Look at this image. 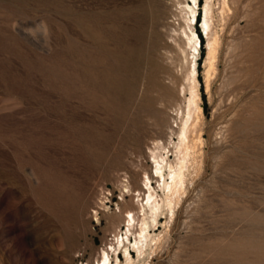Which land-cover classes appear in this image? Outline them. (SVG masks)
<instances>
[{"label":"rangeland","instance_id":"1","mask_svg":"<svg viewBox=\"0 0 264 264\" xmlns=\"http://www.w3.org/2000/svg\"><path fill=\"white\" fill-rule=\"evenodd\" d=\"M233 1L222 16L214 11L222 44L209 89L206 0L190 20L199 160L189 162L174 215L163 210L149 227L136 264H264V0ZM177 10L172 0H0V264H87L117 242L115 231L126 237L122 214L140 212L145 173L164 199L148 147L158 137L174 160L186 114L191 56L181 29L170 30ZM122 11H139L140 23ZM155 98L159 127L143 112Z\"/></svg>","mask_w":264,"mask_h":264},{"label":"bare ground","instance_id":"2","mask_svg":"<svg viewBox=\"0 0 264 264\" xmlns=\"http://www.w3.org/2000/svg\"><path fill=\"white\" fill-rule=\"evenodd\" d=\"M192 1L195 4L194 6L196 7V6H198V2L200 0H192ZM242 1L244 2V0H242ZM172 2H174L176 4V6L179 8V11L177 10V13H175L174 11L169 12L170 15L175 17V20H174L175 23L177 21V27L175 29H171V27H170V30H173L175 32V30L181 29V31L178 32V34H179V39L183 43V45H182L183 51L187 52V54L190 55L191 58L189 59L186 57L187 62H188L187 64L189 66L187 67V69L184 73V76H185V80L188 82V88L187 89L189 91V96H187L188 98H186V101H187V104H186L187 106L185 109L186 114H185V116H182V118L180 120L179 128H178V135H177L178 141L176 143H174V145H173L174 146L173 151L175 153V159L174 160L169 159V157H168L169 150L167 151L168 154L161 152V150L163 151V149H164V151H165V149H167V148H166V145L158 137L153 139V141H152L153 147L152 148L148 147L149 152H150L149 158L151 157L152 158L151 160L153 162V164H152L153 170H152L151 176L157 178L158 183L161 181V183H160L161 187L160 188H162L165 192L164 197H163L164 199L158 198L159 196L156 194L155 188L152 185L151 177L148 174L143 173L144 177H143L141 183H143L142 189L146 192V196L139 199L140 202L138 201L139 202L138 203L139 211L141 212L140 216H142V217H140V216L139 217L141 219H139V221H137L138 218L136 216L140 212L135 213L134 209L125 210L123 212L122 216L124 218L125 225L127 226V231L125 233L126 237L123 238V236H122L119 239L117 237L118 232L115 231L116 233H115V235H113V237L116 238L117 242L114 243L113 241L109 242V241L105 240V241H107L105 243V247L103 246V248H101V250L98 252V254L95 257H93L92 260H90V262L87 264H112L111 254H113L115 256V259H116L115 264H134L136 261L135 259H138V258H140V256L144 255L146 247L148 246V242H149L148 238L151 235L149 227L151 225H157L158 215L164 211H167L170 214V215L168 214L170 216V218H171V216L174 215V207L179 203L180 196L183 194L184 189H185V184H186V180H187L186 172H187L188 165H190V166L192 165V164H189V162H195L197 159L199 160V158H197L198 155L196 157L197 159L195 160L194 153H195L196 149L194 147L197 148V146L196 145L194 146V144H196V143L193 140L194 137L191 136V134L195 130L196 125L198 126V124L196 123V122H198L197 121L198 119L195 121L194 116H196V118H197L202 114V107L199 104L201 98H200V92H199V88H198L199 83H198V79L196 77L197 70H196V61H195L196 54H198L199 37L197 36V33L194 29V26L190 24V22H192L190 20L192 19V17L194 15L195 16L192 20H195V19L197 20L196 14H197L198 10H197V7L195 8L193 5H190V2L188 0H172ZM230 2L231 3L233 2L234 4L236 3L233 0H206V2H205L204 7H205L206 15H204L205 20H204V24H203V29H204V31L206 30V33H207L206 35H207V50H208L206 58H205V62H204V67H205L204 73H205V78H206L205 83L207 86L206 89H209L211 75L213 73H215V70L217 69V64H218V60H219V52H220V48H221V44H222L221 33H220V31L222 32V30L219 31L217 29L214 11L215 12L220 11V15H221V13L224 14L225 11H231L230 6H229ZM249 6H251V5H249ZM215 7H217V8H215ZM235 7H236V4H235ZM244 7H243V9H244ZM248 8H251V7H248ZM226 13H228V12H226ZM160 14H161L160 11L156 12L157 17H160ZM216 14H218V13H216ZM122 18L125 21L132 18L135 21V23L139 24L142 16H141L139 11H122ZM225 18H226L225 20H227L229 18V15H228V17L225 16ZM220 19H222V21H223V17H221ZM220 19L218 18V20H220ZM79 20L80 19H78V21ZM180 20H182V22ZM227 22L228 21H226V23ZM220 23H222V22H220ZM226 23H225V25H226ZM204 25H205V27H204ZM225 25H224V27H225ZM221 28L223 29V26ZM175 33H172V34H175ZM169 38H171V40H172L173 37H169ZM175 45H177V44H175ZM187 48L191 49L192 52L187 50ZM182 87L183 86L180 87V90L182 89ZM182 91H183V89H182ZM179 110H181V109H179ZM143 112H144V115L148 118L149 122H152V124L156 127L161 126L165 120L164 119V108H163L161 98H155V99L151 100V103L148 105V107L145 108V110ZM178 112H177V114H178ZM177 114H176V116H177ZM179 114H180V112H179ZM178 119H179V115H178ZM171 120H172V118H171ZM200 123H201V121H200ZM168 129L170 130L171 128H168ZM172 133H173V131H172ZM197 133L198 132H196V134ZM199 134H200V132H199ZM190 136L192 138H190ZM193 136H194V134H193ZM195 136L198 139L197 142H200L201 141L200 135H195ZM169 139H171V138H169ZM197 139H195V140H197ZM167 141H171V140H167ZM168 143H167V145H168ZM198 150H200V149H198ZM195 167H196V164H195ZM165 173H166V176H165ZM187 177H188V175H187ZM124 190H125V188H124ZM140 194L141 193H138V195H140ZM100 198H102V197H100ZM105 199H106V197H105ZM144 200H145V202H144ZM99 206L101 208H105L106 207V200H104L102 198L99 201V203L97 204V207H99ZM96 212L97 211H95V213ZM118 212H119L118 216H121L120 209ZM136 221L139 222L138 233H137V235L134 236L135 238L133 240V243L131 244L130 243L131 240H129L128 234H133V235L135 234L132 231V227L135 226ZM159 237H161V236L159 235ZM159 237L158 238L155 237L156 240L159 239V241H160L161 238H159ZM124 240H126V242L128 244H126V242H124ZM151 241H153V240H151ZM156 243H158V241ZM129 246L132 247V251L135 250V252L137 253L136 258H134L131 255L132 251L129 248ZM120 247L123 249V255H124L123 261L120 260V257H121L120 255L118 258V252H119Z\"/></svg>","mask_w":264,"mask_h":264}]
</instances>
